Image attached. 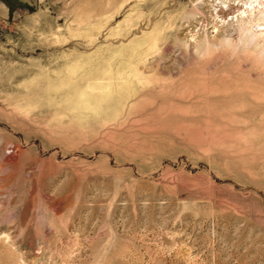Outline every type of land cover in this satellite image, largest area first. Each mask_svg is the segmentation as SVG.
Instances as JSON below:
<instances>
[{
    "label": "rangeland",
    "instance_id": "obj_1",
    "mask_svg": "<svg viewBox=\"0 0 264 264\" xmlns=\"http://www.w3.org/2000/svg\"><path fill=\"white\" fill-rule=\"evenodd\" d=\"M0 264H264V0H0Z\"/></svg>",
    "mask_w": 264,
    "mask_h": 264
}]
</instances>
